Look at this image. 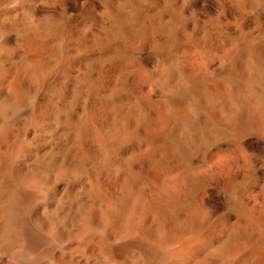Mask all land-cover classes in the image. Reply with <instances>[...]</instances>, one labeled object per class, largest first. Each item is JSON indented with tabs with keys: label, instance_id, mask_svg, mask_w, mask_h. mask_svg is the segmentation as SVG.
<instances>
[{
	"label": "bare ground",
	"instance_id": "1",
	"mask_svg": "<svg viewBox=\"0 0 264 264\" xmlns=\"http://www.w3.org/2000/svg\"><path fill=\"white\" fill-rule=\"evenodd\" d=\"M0 203L17 264L240 256L264 233V0H0Z\"/></svg>",
	"mask_w": 264,
	"mask_h": 264
},
{
	"label": "rangeland",
	"instance_id": "2",
	"mask_svg": "<svg viewBox=\"0 0 264 264\" xmlns=\"http://www.w3.org/2000/svg\"><path fill=\"white\" fill-rule=\"evenodd\" d=\"M3 218H2V214H1V203H0V246L3 248V250H7L8 252H11V249L13 250L14 248H12L10 245H5V246H3V243H4V241H5V229H4V221L2 220ZM4 230V231H3ZM259 232V233H258ZM257 233H258V235H257V233L255 232L254 233V235L253 234H251V239L250 240H252V239H258V240H260V241H258V240H255V242H253V240L252 241H250V245H253V244H255V245H253V247H255V248H251V247H248V246H246V245H249V244H246V245H242L241 247L240 246H238L237 245V243H235V242H233V243H231V245H233L232 246V249L231 250H234L235 249V254H234V256L236 255V250H237V252L240 254H242V249H243V256L240 254V256H238V255H236L235 257H233V255H232V259L233 260H231V258H227V257H219L218 259H212V258H210V257H208L207 258V256H202L201 257V259L200 260H197L196 261V263L195 262H190V264H238L239 263V259L238 258H243V257H245V256H247V255H245V253L246 254H250L251 252L250 251H253V250H255V251H259V253H258V257H257V260H256V257H255V260H256V264H264V252H263V250H264V233H263V228H262V230H260V231H258ZM190 240H191V242H193L192 240H193V238H189V239H187V241L188 242H190ZM259 242V244H258V242ZM190 242V243H191ZM257 242V243H256ZM253 243V244H252ZM235 245V246H234ZM237 245V246H236ZM249 245V246H250ZM261 246V248H260V246ZM10 246V247H9ZM246 248V250L244 251V249ZM250 248V249H249ZM10 249V250H9ZM97 249V250H96ZM5 250V251H6ZM93 250H94V254H91V253H93ZM77 251V252H76ZM96 251V252H95ZM101 250H99V248H92V250L90 249L87 253V255L88 256H86V255H84V254H82V253H80L78 250H72L71 252L69 251L68 253H66V255L64 256V260H63V258H62V264H69L70 262V264H102V262H103V260H104V258L101 256V254H102V252H100ZM240 251V252H239ZM250 252V253H249ZM78 253V254H77ZM98 253H100V254H98ZM234 253V252H233ZM73 256H74V258H73ZM84 256V257H83ZM92 256V257H91ZM86 257H88V258H86ZM101 258H103V259H101ZM79 259V260H78ZM91 259V260H90ZM204 259V260H203ZM206 259V260H205ZM89 260V261H88ZM101 260V261H100ZM216 260V261H215ZM222 260V261H221ZM76 261V262H75ZM234 261V262H233ZM64 262V263H63ZM133 263H134V261H133ZM0 264H17V263H15V261H13L12 259H10V258H5V259H3V258H0ZM135 264V263H134Z\"/></svg>",
	"mask_w": 264,
	"mask_h": 264
}]
</instances>
